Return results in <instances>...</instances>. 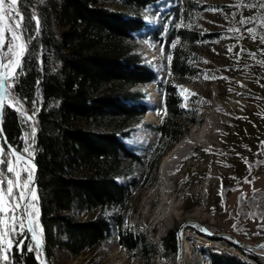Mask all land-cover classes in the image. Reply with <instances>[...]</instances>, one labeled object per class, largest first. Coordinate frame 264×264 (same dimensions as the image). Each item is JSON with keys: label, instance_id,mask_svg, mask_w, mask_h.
Instances as JSON below:
<instances>
[{"label": "trees", "instance_id": "obj_1", "mask_svg": "<svg viewBox=\"0 0 264 264\" xmlns=\"http://www.w3.org/2000/svg\"><path fill=\"white\" fill-rule=\"evenodd\" d=\"M155 1L18 0L16 5L23 17L20 32L26 50L6 88L32 121L4 104L1 129L18 152L27 154L25 150L33 143L39 223L51 264L60 262L62 254L76 258L95 252L111 236L131 254L144 243L128 223L134 210L130 203L137 197L130 190L139 193L155 179L161 156L184 131L178 85L196 74L207 72L209 77L216 73L213 68L204 70L195 64L201 59L193 48L195 44L221 38L242 42L244 32L251 29L264 54V8L257 0H226L213 5L182 0L172 9L174 26L164 44L169 74L158 82L164 90V114L154 129L155 143L143 156L136 155L119 137L127 135V128L146 112L139 103L140 92L133 87L155 80L148 65L133 52L136 43L132 36L144 27V9ZM254 4L257 6H248ZM210 6L229 10L222 28L195 29L193 13ZM235 65L232 61L226 67ZM252 75V80L264 86L258 73ZM1 145L10 152L2 138ZM136 164L141 165L142 179L132 178L129 184L116 180L130 174ZM5 167L0 165V170ZM234 215L236 233L246 231L249 218L261 219L264 190L239 193ZM21 239L24 244L17 247ZM210 239L228 248L201 244L199 251L208 257L209 264H264V255L240 247L227 237ZM32 245L28 233L23 237L18 234L8 252V264H42L36 251H28ZM159 245L158 257L172 264L178 248L176 230L168 229L159 238ZM143 250L147 252L145 245ZM148 262L145 255L143 264Z\"/></svg>", "mask_w": 264, "mask_h": 264}, {"label": "rangeland", "instance_id": "obj_2", "mask_svg": "<svg viewBox=\"0 0 264 264\" xmlns=\"http://www.w3.org/2000/svg\"><path fill=\"white\" fill-rule=\"evenodd\" d=\"M181 1L157 0L147 5L143 12L144 27L132 33L136 43L133 52L139 54L155 77L152 82L133 87L140 92L139 103L143 104L146 112L138 122L127 128L128 135L119 137L125 148L139 156H143L155 143L154 129L164 113L163 107V113L155 125L144 123L149 109L145 100L159 99L163 96V89L159 87L158 82L166 80L169 73L164 44L167 43L174 26L172 9ZM197 1L200 5H213L226 0ZM228 11L227 8L213 6L195 11L192 25L199 31L219 30L228 16ZM5 36L10 38L7 31ZM231 41L228 38H221L213 42L200 41L195 44L193 48L201 57L195 64L204 70L207 67L208 70L213 68L216 73L209 77L207 72L196 74L177 87L179 105L184 110L182 119L184 131L177 143L161 156L158 169L164 155L188 136L192 143L188 150L191 157L184 161L176 176L169 181L158 179L157 169L155 179L143 190L139 193L135 189L130 190L137 197L130 203L134 210L128 223L132 230L143 238L144 243L138 244L137 250L131 254L116 242L114 236H111L97 251L81 254L76 258L62 254L57 264H143L145 255L149 259L148 264H168L164 258L158 257L157 253L161 252L159 238L171 228L180 235L179 264H209L208 257L199 251L201 244L204 243L228 248L202 233L203 227H214L216 233H230L238 240L250 244L264 240V216L259 220L249 218L245 222V232L236 233L233 229L237 195L239 193L248 195L253 189L264 190V86L252 80V74L255 72L262 77L258 79L264 83V54L259 50L262 48L259 38L252 31L244 32L242 42ZM22 42L24 43L23 38ZM7 46L3 51H7ZM155 55L165 58L166 68L163 67L164 64L160 67L152 64L151 59ZM3 61L5 64L8 63L6 57ZM232 61L236 65L227 68L226 65ZM247 61L249 64H245ZM16 69L11 67L3 69L9 82L14 77ZM164 70L166 76L160 77L158 74H162ZM241 93L250 95L245 96ZM4 104L19 109L29 122L32 121V118L29 119L31 116L22 111L20 105L11 98L7 88ZM192 117L195 120L193 122L190 120ZM133 140L138 142L134 143ZM32 151L31 142L25 155L33 157ZM20 164L29 170L22 172L21 175L26 178L30 174L33 177V163L22 157ZM132 168L130 174L118 176L116 180L121 184H129L132 178L142 179L141 165L136 164ZM0 173L9 179H15L14 174L8 173L6 167L0 170ZM153 190H156V194L151 198ZM33 192L39 219L36 190ZM167 203L173 205V208L170 207V213L164 211ZM22 210L23 208L16 214L22 216ZM144 215L146 216L143 217ZM156 215H163L161 224L156 221ZM165 223L167 224L164 225ZM18 234L19 232L9 237L13 241L12 246L10 249L6 247L0 255L7 256L8 252L10 253ZM144 245L147 252L143 250ZM261 249L258 254L264 255ZM36 252L38 258H41L40 250ZM175 263L176 258L172 264ZM0 264H8V259L0 258Z\"/></svg>", "mask_w": 264, "mask_h": 264}, {"label": "snow or ice", "instance_id": "obj_3", "mask_svg": "<svg viewBox=\"0 0 264 264\" xmlns=\"http://www.w3.org/2000/svg\"><path fill=\"white\" fill-rule=\"evenodd\" d=\"M243 2V0H241ZM18 0H0V53L8 59V63L0 62V69L8 67H20V58L26 50L25 44L22 42V34L20 29L23 26V17L16 10ZM258 6L264 8V0H257ZM256 7L257 5H248ZM250 20H242L241 23H248ZM39 22L37 21V24ZM264 27V25H262ZM5 31L9 33L10 38L6 41ZM252 30L249 29V32ZM264 39V37H262ZM7 42V51H3L4 45ZM14 58V59H13ZM169 59H171L169 57ZM8 76L6 73L0 72V107L4 105V96L6 94V83ZM19 110V109H18ZM31 119V117H29ZM27 151V149L25 150ZM3 157H12L5 160ZM22 157L17 156L14 151L5 152L0 146V165H6L7 172L13 173L15 179H9L0 173V254L5 251V248L12 246L13 241L9 239L17 232L23 237L27 233L31 234L33 240H36L37 231L33 225L35 213L38 211L34 204L28 207H23V202L31 200L34 197V192L31 188L32 176L29 174L26 178L21 175L22 172L29 171L23 168L20 164ZM19 169V170H18ZM18 190V191H17ZM23 208V215L18 216L16 213ZM7 217V219L5 218ZM27 221V223H25ZM24 240L16 242L17 247H21ZM41 245L39 241L28 247V251H38ZM0 258L7 260L6 255H0Z\"/></svg>", "mask_w": 264, "mask_h": 264}, {"label": "bare ground", "instance_id": "obj_4", "mask_svg": "<svg viewBox=\"0 0 264 264\" xmlns=\"http://www.w3.org/2000/svg\"><path fill=\"white\" fill-rule=\"evenodd\" d=\"M152 64L160 67L163 64V67L166 68V63H165V58L162 57L161 55H155L151 59ZM2 70V69H0ZM1 72L4 73V70ZM160 77H165L166 76V71L162 72V74H158ZM145 91H148V89H145ZM149 109L146 113V120H144V123H152L156 124L158 123L162 113H163V96H160L159 99H147L145 100ZM190 120L195 121L194 118H190ZM189 137V136H188ZM186 137L184 139H181L178 143V146L176 148H173L172 151L164 155L162 158V161L160 162L159 169H158V179H162L165 181H169L172 177H175L177 172L181 169V167L184 165V161L190 157V152L188 151L189 148L192 147V143L190 142V139ZM191 138V137H190ZM134 143L138 142V140H133ZM191 146V147H190ZM21 153V152H20ZM24 154V153H23ZM18 156V155H17ZM34 158V157H33ZM166 188V187H165ZM156 194V190H153L150 194V197L153 198L154 195ZM34 204V197L31 200H27V203L25 207H28L30 209V205ZM173 205H170L167 203V207H165L164 211L170 213V207ZM173 208V207H172ZM160 210V209H158ZM144 215L143 217H145ZM156 221L161 222L163 219L162 216L156 215ZM38 213H35V219L33 220V225L36 227L37 235L40 236V227L38 223ZM161 224V223H160ZM165 223L164 225H166ZM199 236V235H198ZM201 237V236H199ZM261 251H264V247H262Z\"/></svg>", "mask_w": 264, "mask_h": 264}, {"label": "water", "instance_id": "obj_5", "mask_svg": "<svg viewBox=\"0 0 264 264\" xmlns=\"http://www.w3.org/2000/svg\"><path fill=\"white\" fill-rule=\"evenodd\" d=\"M0 62H3V56H2V53H0ZM3 70V69H2ZM0 70V72L2 71ZM6 87V85H5ZM6 96V94H5ZM5 96H4V100H5ZM4 106V105H3ZM3 106L0 107V121H1V115H2V109H3ZM0 135H1V138L4 142V144L9 148V150L12 152L14 151L16 154L20 155L21 157L23 158H26L28 160H30L33 165H34V173H33V177H32V182H31V188H32V191H34L36 189V183H37V164L35 162V159L33 157H30V156H27L23 153H20L18 151H16L9 143L8 141L6 140L5 138V135L1 129V124H0ZM27 203V200L25 202H23V207H25V204ZM22 214H23V210H22ZM25 223H27V221H25ZM202 230V233H204L206 236L208 237H227L229 238L233 243H235L236 245L240 246V247H243V248H246L250 251H253L255 253H258L259 250L264 247V240L263 241H260L258 243H255V244H250V243H247L245 241H241V240H238L234 235L230 234V233H216L214 231H210L209 229L203 227ZM40 237L37 235L36 237V240H33L32 237H31V234H29V237L30 239L33 241V243L35 244L36 241H39L41 247H40V252H41V259H42V264H51L50 261H49V258H48V255L46 253V250H45V246H44V243H43V240H42V231H40ZM177 245H178V248H177V255H176V263L175 264H179V261H180V235L179 233H177Z\"/></svg>", "mask_w": 264, "mask_h": 264}]
</instances>
